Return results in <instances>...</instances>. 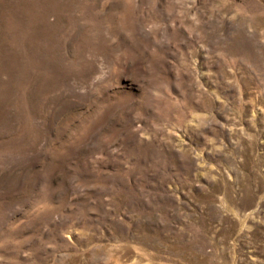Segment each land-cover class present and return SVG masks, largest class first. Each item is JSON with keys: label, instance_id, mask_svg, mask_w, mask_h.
Instances as JSON below:
<instances>
[{"label": "rangeland", "instance_id": "1", "mask_svg": "<svg viewBox=\"0 0 264 264\" xmlns=\"http://www.w3.org/2000/svg\"><path fill=\"white\" fill-rule=\"evenodd\" d=\"M0 264H264V0H0Z\"/></svg>", "mask_w": 264, "mask_h": 264}]
</instances>
